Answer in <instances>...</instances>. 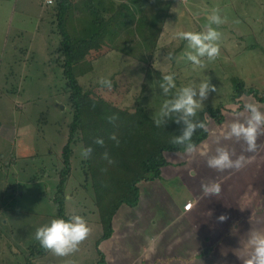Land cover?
<instances>
[{"label":"rangeland","instance_id":"obj_1","mask_svg":"<svg viewBox=\"0 0 264 264\" xmlns=\"http://www.w3.org/2000/svg\"><path fill=\"white\" fill-rule=\"evenodd\" d=\"M56 1L47 6L44 0H0V264H96L98 247L107 264H242L240 257L250 252L247 240L252 231L243 233L239 240L218 237L232 233L238 214L224 210L242 193V188L237 192L236 186L249 182L250 177L242 174L245 166L222 172L211 169L207 158L215 154L217 147L234 151L235 159L241 154L251 156L264 145V134L258 137L255 152L245 151L242 140L225 139L228 125L248 115L244 110L246 103H257L264 112V103L252 94L233 100L237 81H243L246 90L255 88L264 92V0H73L67 27L75 37L83 33L84 27L89 28L94 19L86 5L88 1H94L108 22L100 51L94 50L74 64L73 71L82 96L98 104V112L103 109L109 112V132L116 136L111 139L113 145L123 139V146L129 151L125 134L139 130L133 127L136 116L142 118L144 127L145 121L151 122L149 127L155 125L154 117L165 100L176 92L174 89L169 96L163 94L160 85L166 74H174L177 89L210 78L217 92L209 94L203 102L204 109L221 107L225 116L224 122L219 123L210 114L205 115L208 138L192 152L164 153L167 160L161 169L164 177L153 183H141L137 206H120L113 220L114 233L105 249L97 245L103 235V224L92 168L103 169L113 156H100L92 143L90 155L82 158L80 153L88 147L82 130H78L70 144L68 175L64 178L62 174L64 148L69 142L76 105L65 74ZM190 1L198 8H191ZM203 2L217 6L216 12L223 15L226 24L212 27L226 38V44H222L214 60L201 58L204 66L200 67L187 60L192 49L176 34L206 31L201 18L211 15L207 14L211 6L203 8ZM157 11L160 18L150 26V18ZM165 14L167 18L163 20ZM188 17L194 18L191 25ZM228 35L230 42H226ZM101 78L110 79L112 87L101 85ZM199 115L200 112L197 118ZM119 121L121 129L117 128ZM261 168L253 169L261 172ZM190 169L196 171L194 178L188 175ZM176 172L182 176L176 177ZM210 180L221 184L218 197L202 195L201 182ZM144 183L152 185V194L144 190ZM190 187L194 192H190ZM167 190L172 197L166 196ZM193 196L199 197V204L192 220L167 229L159 224L160 232L154 239L160 240H148L147 236L145 241L141 240V230L137 231L135 225L144 224L147 215L160 223L165 214L161 209H149L154 205L185 204ZM60 199L65 204L66 216H82L90 234L67 256H56L50 251L41 254L34 249L39 243L35 239L36 229L60 218L56 206V200ZM221 201L223 207L219 209ZM221 211L228 216L222 223L217 220ZM189 224L196 226L195 235L190 233ZM128 232L134 236L131 244L117 243ZM208 234L211 238L203 240L201 236ZM141 242L144 254L138 250ZM154 242L159 245L154 246Z\"/></svg>","mask_w":264,"mask_h":264},{"label":"trees","instance_id":"obj_2","mask_svg":"<svg viewBox=\"0 0 264 264\" xmlns=\"http://www.w3.org/2000/svg\"><path fill=\"white\" fill-rule=\"evenodd\" d=\"M57 27L61 36V46L63 52V62L65 66V74L69 78L72 92L74 94L73 103L76 105V113L74 121L71 124L70 138L68 144L64 148V160L65 169L62 174L67 177L70 169V144L75 140V135L78 130H82L84 134V142L86 146L90 148L92 143L94 149L99 152L100 156L112 155L113 158L110 163L107 160L106 166L103 169H98L93 166V180L95 189L98 195V206L101 210V219L103 224V235L98 240L99 246L103 240L109 239L113 232V220L114 216L118 212L119 208L123 204L130 206H137L140 198V185L145 181H154L161 177L162 167L167 165V160L164 156L165 152H186L184 151L185 145H175L171 143V139L182 133L185 127L183 121L177 124L174 118L165 122L161 127L151 125L150 121L146 122V127L142 124V118L136 116L133 127L139 130L137 132L126 131L127 138L125 144L129 147V151L123 146V139H118L119 144L113 145L111 143L109 123L111 120L109 112L106 109L98 112V104L93 102L87 97H83L81 94V88L73 71L74 64L82 61L92 51H100L104 38L107 36L108 22L96 8L94 1L91 3L88 1L86 5L90 10L92 17L90 27L83 29V33L80 36L75 37L68 30L67 24L69 19V13L72 9L73 0H57ZM128 8V7H127ZM130 10V8H128ZM158 11L153 14L150 26H153L158 22L160 16ZM157 14V19L155 18ZM167 18L165 14L164 19ZM92 29V30H91ZM92 31V33H91ZM235 96L233 100L238 97H242L244 94L254 95L260 102L264 103V92L258 89L251 88L246 90L243 86V81H237L235 84ZM83 101L87 102L83 104ZM106 108H108L106 106ZM109 110V109H108ZM214 119H217L219 123H223L225 116L220 108L214 109L213 107H207L200 111L198 120L204 121L205 124L206 114ZM176 114H173L175 117ZM88 117V121L85 119ZM85 121V122H84ZM118 129H121V122L117 125ZM141 129V130H140ZM209 131H204L197 128L193 137L192 143L198 146L201 142L208 138ZM152 137V138H151ZM97 139L103 141L100 146L95 145ZM151 143V144H147ZM105 157V159H107ZM102 171L103 176L100 173ZM101 174V175H100ZM101 176V177H100ZM102 178V179H100ZM56 206L58 207V216L63 219H69L65 214V204L63 199L56 200ZM34 249H37L41 254H47L49 251L43 249L39 243H36ZM99 257L96 264H107L105 254L98 247ZM30 264V262H28Z\"/></svg>","mask_w":264,"mask_h":264},{"label":"clouds","instance_id":"obj_3","mask_svg":"<svg viewBox=\"0 0 264 264\" xmlns=\"http://www.w3.org/2000/svg\"><path fill=\"white\" fill-rule=\"evenodd\" d=\"M53 0H46V3L52 4ZM223 23L218 12L208 17V23L205 25L206 31H181L176 35L179 39L185 40L192 51L187 53V60L193 65L203 67L202 59L212 61L220 54L219 44L221 33L212 25ZM160 88L165 96H169L172 90L176 89L175 95L165 100L158 114L154 117V123L160 127L166 119H172L175 115V122L179 124L183 121L185 127L182 133L171 139L175 145H185L184 151L192 152L195 145L192 143V137L197 128L207 131L204 121L197 119L198 112L204 109V101L212 92H217V88L210 82V78L203 80L198 84L190 83L177 89L174 74H166L162 78ZM101 85L108 88L112 87V81L108 78L99 80ZM244 110L248 114L245 119H234L228 125V132L225 139L242 140L246 145L244 149L247 152H255L257 149V139L264 134V112L260 110L257 103L249 102L244 105ZM239 113H237V116ZM165 118V119H161ZM111 122V121H110ZM110 139H115V134H111ZM97 143L103 141L97 139ZM119 141H117V144ZM91 153V148L84 150L80 155L87 159ZM107 156V153H105ZM235 156L234 151L227 147H217L215 154L208 156L207 166L217 171L228 169L240 170L248 161L243 154ZM114 163V161H109ZM190 177L196 176L195 170H189ZM221 184L218 181L210 180L201 182V191L203 197H218L221 193ZM70 199V197H69ZM228 219L227 214L222 213L217 217L219 222H225ZM90 228L87 221L78 214H73L69 219L54 218L49 223L36 229L35 239L46 251H50L56 256H67L75 252L79 244L90 234ZM247 245L250 249L249 254L241 258L242 264H264V232H251Z\"/></svg>","mask_w":264,"mask_h":264},{"label":"crops","instance_id":"obj_4","mask_svg":"<svg viewBox=\"0 0 264 264\" xmlns=\"http://www.w3.org/2000/svg\"><path fill=\"white\" fill-rule=\"evenodd\" d=\"M189 3H191V5L196 4L195 2L192 3L191 1ZM43 4L49 6V4L46 3L45 0H44ZM202 6H203V8H208L209 6H211V9L207 10V14H214L217 11L216 10L217 6H212V4H210L209 2L208 3L203 2ZM194 7L198 8L195 5L191 6V8H194ZM221 16H223V15H221ZM152 18H153V15L150 18L151 21H152ZM201 19H203V21L201 23H202L203 27H205V25L208 23V17L206 19L204 17ZM221 19L223 20L224 18L221 17ZM193 20H194V18L192 19V17L191 18L188 17L187 22L190 23V25H191ZM224 24H226V23H223V25H221V26H224ZM191 27H194V26H191ZM231 35H233V34H231ZM243 37L244 36H241V38H243ZM225 40H226L225 37L220 38V40L217 42L219 44V48L223 47L222 44H226ZM231 40L232 39L230 38V35H228L226 42H230ZM227 45H228V43H227ZM237 117L240 118L241 115H238ZM261 146L262 147L260 148L261 150L259 152L253 153L251 156H247V157L245 156L248 163L245 164L246 170L242 174L248 175V177H250V179H249V182L247 181L246 183H243V185L238 184L236 186L237 192H239V187H240V189L242 188V193L236 197L235 203L230 204L229 209L228 210L225 209L224 212H229V213L235 212L238 214V217H236V219H235L236 221H233L234 229H233L232 233L229 234L230 236L225 233L224 235L218 237L219 240L226 239L227 237H230L231 240H239V238L243 235V233L248 232V231L264 232V145H261ZM176 153H180V152H176ZM201 158L204 159L203 157H201ZM256 166L262 167L261 172L255 171V169H253ZM205 171L207 172V168L205 169ZM256 172H258V173H256ZM180 173H182V171ZM176 174L178 175L176 177L182 176L178 172H176ZM163 177H164V175L161 173V177L156 179V180H159ZM251 179H252V181L250 182ZM156 180H154V181H156ZM154 181H150V183H153ZM150 185H149V183H146V184L144 183V186H143V187H145L144 190L147 192L152 191L153 188H151L152 185L151 186ZM193 189H195V188L193 187ZM189 190H190V192H194V190L191 191L192 190L191 187L189 188ZM141 192H142V189L140 190V193ZM150 194H152V193L150 192ZM191 194H190V196H192ZM195 194H198V192ZM166 196L172 197L169 190H167ZM195 196H193V198H188L187 199L188 201H186L185 204L184 203L183 204L175 203L174 207H162V206L154 205V207H152V209H149L148 211H150V210L156 211L158 209H161V211H163L165 214L162 218V222L160 221V223H159V220H155L153 217L147 215L146 216L147 220H145L144 224H141V226L135 225L137 231H138V229H139V232L141 230V232H140L141 240L145 241L144 237H146V236L148 237V240H156V241L160 240L157 237L154 239V236L158 235L160 232L159 231V224H161L160 228L167 229L166 227H170L171 225H175V224L176 225H179V224L184 225V224H186L187 221L189 222L190 220H192L193 217L196 216L195 207L199 204V200H198L199 197H195ZM188 202H193V207L191 208V210L186 211L184 209V206ZM155 206H157V207L155 208ZM217 207H220L219 209H221L223 207L222 201H221L220 205H218ZM205 212H207V210H205ZM222 212L223 211H221V213ZM165 216H168V217H165ZM114 224L115 223H113V229H114ZM144 227H146V228H144ZM188 228H189L190 233H191V231H192V233L194 232L193 228L196 230V226L193 227L192 224H189ZM196 234L200 235L199 232H197ZM135 235H137V234H135ZM133 237L134 236L131 233H129L127 235H124V237H121V240H118L117 243L120 241V244H122L123 242H124V244H129V243L131 244V242H132L131 239ZM201 237H203L202 238L203 240H209L211 238V235L208 234V235H203ZM137 239H138V237H137ZM197 239H198V236H197ZM133 240H135V239H133ZM109 241H111V239L110 240H103L100 243V246L105 249V245H107L109 243ZM135 241L137 243V240H135ZM141 245H142V242H141L140 246H138V250L140 249V253H143L142 252L143 247ZM153 245L157 247L159 244L157 245L156 242H154ZM136 247H137V245H136ZM120 249H122V248H120ZM121 252H123V249ZM151 255L153 256L154 254H151Z\"/></svg>","mask_w":264,"mask_h":264},{"label":"built area","instance_id":"obj_5","mask_svg":"<svg viewBox=\"0 0 264 264\" xmlns=\"http://www.w3.org/2000/svg\"><path fill=\"white\" fill-rule=\"evenodd\" d=\"M46 1V0H45ZM53 2H54V0H53ZM52 2V3H53ZM193 207V202H188L185 206H184V209L186 210V211H189V210H191V208Z\"/></svg>","mask_w":264,"mask_h":264}]
</instances>
